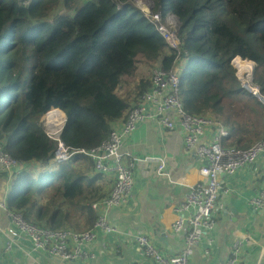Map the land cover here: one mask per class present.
Wrapping results in <instances>:
<instances>
[{
	"label": "trees",
	"instance_id": "obj_1",
	"mask_svg": "<svg viewBox=\"0 0 264 264\" xmlns=\"http://www.w3.org/2000/svg\"><path fill=\"white\" fill-rule=\"evenodd\" d=\"M131 1L0 0V147L20 163L5 208L29 223L88 230L96 222L91 205L105 198L94 179L100 173L88 177L93 163L80 154L54 164L56 142L41 119L58 109L66 148L97 147L150 88L140 79L131 102L118 93L123 78L135 76L138 55L166 72L185 62L178 98L190 116L225 126L251 112L231 65L236 57L255 64L253 82L264 97V0H152V12L179 21L178 50ZM255 117L236 124L258 136ZM71 207L80 229L63 210Z\"/></svg>",
	"mask_w": 264,
	"mask_h": 264
},
{
	"label": "crops",
	"instance_id": "obj_2",
	"mask_svg": "<svg viewBox=\"0 0 264 264\" xmlns=\"http://www.w3.org/2000/svg\"><path fill=\"white\" fill-rule=\"evenodd\" d=\"M139 76L137 71L134 77L123 78V85L130 83L124 95L130 102L137 82L140 79L148 80ZM247 100L251 112L244 111L235 122L226 123L225 126L211 122V125L204 128L200 143L212 141L220 127L227 131V135L221 139L223 147L247 149L258 142L264 133V106L253 97ZM54 111L57 110L47 114ZM254 114L260 119L258 136L253 134L250 127L244 131L237 126H242L245 122L248 125L250 118L256 120ZM168 117L175 125L172 131L161 129L152 121L139 123L125 140L123 149L139 158L164 156L170 182L154 175L155 160L136 162L131 197L106 214V221L114 231L106 233L100 228H94V224L89 228H94L96 233L94 241L85 247L94 254L92 260L63 262L44 252H33L22 234L18 233V237L8 235V229H14V225L8 211L0 207V264H154L150 258L141 255L127 236L128 233L147 236L166 257L179 254L184 248V240L181 234L172 231V224L178 218L175 210L182 203L187 188L202 180L198 170L203 162L194 151L186 150L183 132L174 112L169 111ZM121 122H117L115 126H119ZM16 171L17 169L0 170V203L4 206ZM94 175L99 173L95 170L87 173L88 177ZM100 175L94 177L95 183L101 185L106 197L111 189L113 176ZM217 180L221 190L216 203L214 230L193 249L188 264H225L234 242H240L243 248L238 264H264V210L254 209L248 203L264 188V157L259 156L254 164L242 168L236 174L219 175ZM63 210L71 213L74 208ZM70 220L77 222L79 229L82 227L79 214L73 212ZM68 229L75 230L73 227ZM8 242H11V248L5 251ZM205 251L208 253L205 254Z\"/></svg>",
	"mask_w": 264,
	"mask_h": 264
},
{
	"label": "built area",
	"instance_id": "obj_3",
	"mask_svg": "<svg viewBox=\"0 0 264 264\" xmlns=\"http://www.w3.org/2000/svg\"><path fill=\"white\" fill-rule=\"evenodd\" d=\"M31 1L22 0V5L27 6ZM140 11L154 25L167 47L178 50L180 43L176 37L177 35L175 36L170 32L169 27L164 26L161 20L160 23L157 22L160 11L152 14L155 21L147 18L145 9H140ZM231 65L235 69L239 88L244 93L259 100L264 106V97L253 82L255 64L236 57L232 59ZM181 68L180 63L174 71L170 72L159 68L155 69L152 73L149 90L128 111L124 121L119 126H114L108 137L93 149L71 150L63 145L59 137L65 123L63 113L61 124L58 125V128L55 127V116L58 117V113H61L59 110L53 114V118L42 119L46 136L56 142V149L52 155L54 164L65 163L74 155L80 154L91 160L96 172L113 176L108 195L101 201L91 205V208L97 212L94 228H100L102 231L109 233L113 232L114 229L108 225L106 214L109 210L123 204L131 197L133 168L136 162L155 160L154 175L170 182V173L164 156L134 157L124 151L125 140L134 132L139 123L146 121H152L159 128L172 131L175 125L168 117V112H174L178 119V126L183 132L186 150L194 151L195 155L203 162L198 170L202 180L187 188L182 203L175 210L178 213V218L172 224V231L181 234L184 240V248L179 254L166 257L156 249L147 236L138 233L127 234L141 255L150 258L154 264H188V258L193 249L199 246L201 240L214 230L216 203L221 190L217 180L218 176L236 174L242 168L254 164L259 156L264 157V133L259 142L245 150L235 147H223L221 139L227 135V131L221 127L212 141L205 144L200 143L204 128L211 125V121L200 116H190L183 111L178 98ZM53 110L56 109L50 111ZM54 130L57 131L54 132ZM19 166L20 163L0 147V170L11 171ZM248 203L254 209L264 210V188L257 196L252 197ZM0 207L6 210L3 203H0ZM7 214L14 225V229H8V235L18 237V233L22 234L21 236H24L30 243L33 252H44L63 262L90 261L94 258V254L85 249L96 237L94 228L84 231L51 230L27 222L20 214L10 212H7ZM10 248L11 242H8L5 251ZM242 249L240 242H234L225 264H238ZM207 253L205 251V254ZM256 264L261 263L257 262Z\"/></svg>",
	"mask_w": 264,
	"mask_h": 264
},
{
	"label": "rangeland",
	"instance_id": "obj_4",
	"mask_svg": "<svg viewBox=\"0 0 264 264\" xmlns=\"http://www.w3.org/2000/svg\"><path fill=\"white\" fill-rule=\"evenodd\" d=\"M82 1H95V0H82ZM131 4L136 8L145 9L147 18L151 21H155V19L153 18V15H152L153 12L151 10L152 9L151 7L154 6L152 0H132ZM159 13H160L161 19L159 17L157 22L160 23V20H161L163 25L166 27H169V31L172 32L176 36L177 35L176 30L180 25L177 18L172 13H170L168 11H164V12L160 11ZM136 60H137V71H138V74L140 75L139 77L142 76L145 79H148L150 81L153 71L155 69H157V64L149 63V62L145 61L140 55H138L136 57ZM183 64L181 63V65H183ZM129 87H130V83H126L123 85V82H122L121 87L118 90V93L124 97L126 91L129 89ZM235 105L237 108H239L241 106V102L236 103ZM82 231H84V230H82Z\"/></svg>",
	"mask_w": 264,
	"mask_h": 264
},
{
	"label": "bare ground",
	"instance_id": "obj_5",
	"mask_svg": "<svg viewBox=\"0 0 264 264\" xmlns=\"http://www.w3.org/2000/svg\"><path fill=\"white\" fill-rule=\"evenodd\" d=\"M56 112H57V111H54L53 114H55ZM50 114H51V112H50ZM50 114H46V116L44 117V119H45V118H48V119L53 118V116L50 115ZM62 118H63V115H62L61 113H58V117L55 116V127L58 128V125H60L61 122H62ZM56 131H57V130H54V132H56Z\"/></svg>",
	"mask_w": 264,
	"mask_h": 264
},
{
	"label": "clouds",
	"instance_id": "obj_6",
	"mask_svg": "<svg viewBox=\"0 0 264 264\" xmlns=\"http://www.w3.org/2000/svg\"><path fill=\"white\" fill-rule=\"evenodd\" d=\"M139 10H140V9H139ZM150 80H151V79H150ZM51 110H52V109H51ZM56 110H58V109H56ZM59 111H60V110H59ZM60 112H61V111H60ZM61 113H62V112H61ZM63 115H64V114H63ZM43 117H44V116H43ZM43 117H42V119H43ZM42 119H41V122H43ZM2 150H3V149H2Z\"/></svg>",
	"mask_w": 264,
	"mask_h": 264
},
{
	"label": "water",
	"instance_id": "obj_7",
	"mask_svg": "<svg viewBox=\"0 0 264 264\" xmlns=\"http://www.w3.org/2000/svg\"><path fill=\"white\" fill-rule=\"evenodd\" d=\"M255 67V66H254ZM65 121H66V118H65ZM162 237H164V236H162Z\"/></svg>",
	"mask_w": 264,
	"mask_h": 264
}]
</instances>
